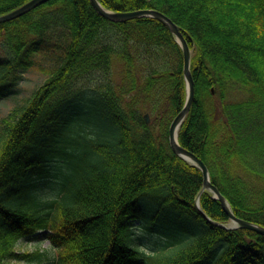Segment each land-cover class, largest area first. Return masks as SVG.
Returning a JSON list of instances; mask_svg holds the SVG:
<instances>
[{"label": "trees", "instance_id": "trees-1", "mask_svg": "<svg viewBox=\"0 0 264 264\" xmlns=\"http://www.w3.org/2000/svg\"><path fill=\"white\" fill-rule=\"evenodd\" d=\"M28 1L0 0V15ZM99 2L179 26L195 84L179 143L238 218L264 227V0ZM183 65L161 21L113 22L89 0L0 23V95L45 75L0 120V264H264V235L220 226L229 217L200 194L202 172L170 147ZM38 231L55 250L18 254Z\"/></svg>", "mask_w": 264, "mask_h": 264}, {"label": "water", "instance_id": "water-1", "mask_svg": "<svg viewBox=\"0 0 264 264\" xmlns=\"http://www.w3.org/2000/svg\"><path fill=\"white\" fill-rule=\"evenodd\" d=\"M49 0H30L27 3L23 4L22 6L8 12L5 14L0 15V23L6 22L12 19H15L31 10L36 8L37 6L47 2ZM94 7V9L102 15L104 18L113 21V22H125L132 19L137 18H154L159 21H161L167 28L170 30V32L173 34V36L176 39V42L179 44L182 52H183V72H184V78L186 81V89H187V97L186 102L182 110L176 115V117L171 122L170 128H169V144L172 149V151L182 158L183 160L187 161L191 165L197 167L203 175V187L200 192L203 193L204 191L209 192L212 197L216 200H218L223 207V209L226 211L228 217H229V223L228 225L219 224L223 228L226 229H238V228H246L250 230H254L262 235H264V227L249 222L247 220L238 218L231 210L230 204L226 197L220 192V190L211 182L210 172L206 164L193 152L190 150L184 148L179 143V132L182 127V124L184 123L190 108L192 106L193 100H194V94H195V84L194 79L191 73V50L189 48V45L184 38L180 28L178 25H176L167 15L164 13L152 10V9H142V10H135V11H129V12H114L105 9L99 2V0H89ZM148 118V115H147ZM200 194L198 196V199L200 197ZM197 206L199 208V200H197ZM208 218V217H207ZM210 221V219L208 218Z\"/></svg>", "mask_w": 264, "mask_h": 264}, {"label": "rangeland", "instance_id": "rangeland-1", "mask_svg": "<svg viewBox=\"0 0 264 264\" xmlns=\"http://www.w3.org/2000/svg\"><path fill=\"white\" fill-rule=\"evenodd\" d=\"M44 79L45 75L34 69L23 75L22 79L16 83V87L14 86L15 89H13L11 93H8V96L0 95V120L8 114L16 102H21L25 98H28L31 92L38 87ZM50 178V180L54 178L53 174L50 175ZM52 188L53 187H50L49 185H44L43 188H40L41 195L49 197L51 195ZM136 224H138V222H136ZM44 234V231H38L35 233V239L21 240L17 246L16 252L18 254H23L25 252L34 253L36 250L54 251L55 249L52 246L51 240L44 237ZM144 247L148 249L147 245H144ZM10 264H24V261H11ZM43 264L48 263L45 262Z\"/></svg>", "mask_w": 264, "mask_h": 264}]
</instances>
